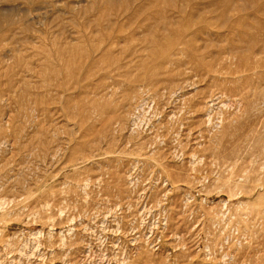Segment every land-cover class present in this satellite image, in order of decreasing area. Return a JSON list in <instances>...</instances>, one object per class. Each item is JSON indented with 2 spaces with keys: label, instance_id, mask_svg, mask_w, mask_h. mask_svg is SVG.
<instances>
[{
  "label": "rangeland",
  "instance_id": "374dc122",
  "mask_svg": "<svg viewBox=\"0 0 264 264\" xmlns=\"http://www.w3.org/2000/svg\"><path fill=\"white\" fill-rule=\"evenodd\" d=\"M0 264H264V0H0Z\"/></svg>",
  "mask_w": 264,
  "mask_h": 264
},
{
  "label": "bare ground",
  "instance_id": "6f19581e",
  "mask_svg": "<svg viewBox=\"0 0 264 264\" xmlns=\"http://www.w3.org/2000/svg\"><path fill=\"white\" fill-rule=\"evenodd\" d=\"M162 22H164V24L166 23V21H164V20H162V21H160L157 25H159L160 23H162ZM156 26V25H155ZM146 35H147V33H146ZM173 40V39H172Z\"/></svg>",
  "mask_w": 264,
  "mask_h": 264
}]
</instances>
